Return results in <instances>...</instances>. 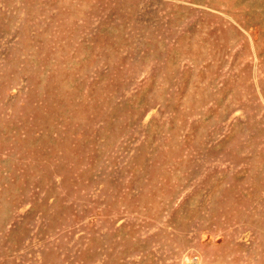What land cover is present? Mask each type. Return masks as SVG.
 Instances as JSON below:
<instances>
[{
    "label": "rangeland",
    "instance_id": "rangeland-1",
    "mask_svg": "<svg viewBox=\"0 0 264 264\" xmlns=\"http://www.w3.org/2000/svg\"><path fill=\"white\" fill-rule=\"evenodd\" d=\"M0 264H264V0H0Z\"/></svg>",
    "mask_w": 264,
    "mask_h": 264
}]
</instances>
